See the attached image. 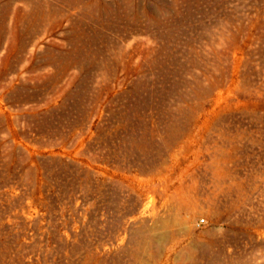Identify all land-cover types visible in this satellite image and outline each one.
Here are the masks:
<instances>
[{
  "label": "rangeland",
  "instance_id": "374dc122",
  "mask_svg": "<svg viewBox=\"0 0 264 264\" xmlns=\"http://www.w3.org/2000/svg\"><path fill=\"white\" fill-rule=\"evenodd\" d=\"M0 264H264V0H0Z\"/></svg>",
  "mask_w": 264,
  "mask_h": 264
},
{
  "label": "bare ground",
  "instance_id": "6f19581e",
  "mask_svg": "<svg viewBox=\"0 0 264 264\" xmlns=\"http://www.w3.org/2000/svg\"><path fill=\"white\" fill-rule=\"evenodd\" d=\"M157 234H159V233H157ZM147 235H148V237H147L148 239H153V237H155V235L152 234V233H150V234L147 233ZM164 235H165V234H164ZM156 237H157V236H156ZM161 237H163V235H162ZM161 237H160V238H161ZM164 237H165V236H164ZM163 239H164V238H163Z\"/></svg>",
  "mask_w": 264,
  "mask_h": 264
},
{
  "label": "built area",
  "instance_id": "2783aa9c",
  "mask_svg": "<svg viewBox=\"0 0 264 264\" xmlns=\"http://www.w3.org/2000/svg\"><path fill=\"white\" fill-rule=\"evenodd\" d=\"M205 220L203 219L202 221L198 222V225H201Z\"/></svg>",
  "mask_w": 264,
  "mask_h": 264
}]
</instances>
